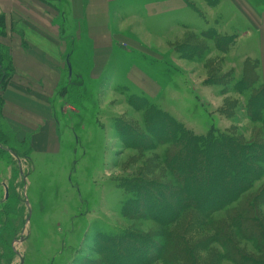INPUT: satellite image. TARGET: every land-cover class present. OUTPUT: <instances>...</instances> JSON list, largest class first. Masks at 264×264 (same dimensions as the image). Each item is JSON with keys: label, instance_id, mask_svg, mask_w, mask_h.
Instances as JSON below:
<instances>
[{"label": "rangeland", "instance_id": "1", "mask_svg": "<svg viewBox=\"0 0 264 264\" xmlns=\"http://www.w3.org/2000/svg\"><path fill=\"white\" fill-rule=\"evenodd\" d=\"M247 2L264 12V0ZM243 9L230 4L227 16L202 12V20L172 21L166 30L156 22L153 37L133 32L123 45L152 55L133 50L129 64L153 75L158 84L152 91L124 84L117 70L93 78L85 54L52 101L54 152L32 153L30 161L29 144L15 148L13 134L0 128V160L8 161L3 182L10 183L7 194L0 181V264H142L138 257L149 242L159 249H149L144 264H165L157 256L162 248L185 249L190 264H264V169L252 188L227 203L224 188L205 186L207 171L178 174L168 167L174 128L132 98H147L197 136L220 131L244 146L247 157L263 159L256 152L264 150V120L254 119L252 88L241 82L246 64L256 62L257 70L250 67L257 75L252 86L264 83V15L257 16L256 27ZM212 30L232 36L227 52ZM4 47L0 42L3 60ZM8 149L17 152L20 164H10ZM196 182L202 187L196 189ZM145 193L150 209L134 201ZM194 195L206 196L199 207ZM104 233H127V240L99 242Z\"/></svg>", "mask_w": 264, "mask_h": 264}, {"label": "crops", "instance_id": "2", "mask_svg": "<svg viewBox=\"0 0 264 264\" xmlns=\"http://www.w3.org/2000/svg\"><path fill=\"white\" fill-rule=\"evenodd\" d=\"M247 1L0 0V16L5 20L0 42L8 48L12 65L11 75L0 87V128L13 134L15 148L29 144L30 161L32 153L54 152L58 140L52 101L64 82L73 79L75 63H81L85 54L93 78H101L108 69L114 76L117 70L115 77H123L124 84L152 91L158 84L153 75L137 63L129 64L133 50L152 55L136 45H123L134 36L133 32L138 35L144 31L153 37L156 22L166 30L172 21L180 24L184 20L200 21L205 15L225 16L230 4L238 10L244 6L245 16L256 20L255 26L260 27L257 16L264 12L258 14ZM135 22L140 26L131 30ZM122 71H126L125 76ZM6 152L14 157L10 164H20L16 151ZM6 162L5 158L0 160V181L7 192L10 183L3 182Z\"/></svg>", "mask_w": 264, "mask_h": 264}, {"label": "trees", "instance_id": "3", "mask_svg": "<svg viewBox=\"0 0 264 264\" xmlns=\"http://www.w3.org/2000/svg\"><path fill=\"white\" fill-rule=\"evenodd\" d=\"M4 28H5V20L4 16H0V37L4 34ZM219 35V34H218ZM212 30V36H214L215 39L221 40L223 49L225 52L228 51V45H231L233 43L232 36H224L219 35ZM6 57L5 60L2 59V55L0 53V87L5 84L6 80L9 78L12 72V65H11V59H10V52L8 48L4 47ZM4 61L7 62V64H4ZM255 64H246L247 70L245 74V78L242 80V86L243 87H251L253 94L251 96L252 99L251 103L249 105H255L252 109V113L254 114V119L257 120H264V83H259V86H252L254 83L256 84L257 75L251 74V68H254L253 70H257ZM8 68V71H5L6 67ZM250 69V70H249ZM258 82V80H257ZM135 101L140 102L142 105L147 107L149 109V114H151L152 118H157L158 120H163L164 123L172 126L174 128L173 134L175 139L172 137L170 138V143L172 144V155H167V163L168 167H170L171 170L176 171L178 174H188L189 172H192L191 169L200 170L202 172H206L205 174L202 173L204 176L202 177L206 183V187L208 186H220L224 188L223 193L221 196H223L227 203L230 201L236 199L239 197L244 191L250 189L254 185V181L258 179L261 176L260 172H263V165L261 164L260 160L257 156H246V152L244 151V146L240 145L239 143L234 140V138L229 137L225 134H223L220 131H217L215 129L211 130L206 136H197L192 131L187 130L185 126H183L180 122H178L174 117L169 115L168 113L158 110L157 107H155L147 98L145 97H138L133 95ZM260 101V104H257L256 101ZM254 101V102H253ZM157 108V109H156ZM186 151V154L185 152ZM170 153V154H171ZM183 153V154H182ZM256 153L264 154L263 151H257ZM182 155V158L180 157V161L178 160L177 164L175 166L172 165V161L175 159H178L179 156ZM198 162L195 163L194 161ZM170 160V161H169ZM171 162V163H170ZM233 163V165H231ZM189 166V167H187ZM236 166H242L243 168L247 169V173L240 172L238 167ZM188 168H191L190 170ZM212 168H215L214 172ZM230 171V172H229ZM209 173V174H208ZM190 174V173H189ZM207 174V175H206ZM212 174L213 178H210L209 175ZM228 177V178H227ZM227 178V179H226ZM230 180V181H229ZM182 181L185 183L186 180L182 178ZM228 182V183H227ZM185 184H188L186 182ZM196 189L199 187H202L201 184H198L196 182ZM127 191L130 193L133 192L131 190V186L127 187ZM197 191V190H196ZM147 193L141 195V197L137 200L139 204H148V207L153 204H150L148 201H146V198L148 195ZM264 194V191H263ZM222 197V198H223ZM206 196L203 195V199L197 196H192L193 203L198 206V203L201 201H204ZM126 206V204H125ZM149 207V209H150ZM105 234V233H104ZM101 235V233H99ZM97 240L103 241L105 244H109L114 240V243H120L118 245H121L123 240H127V233L123 234H105L102 236V238L99 236ZM173 239H168L166 246L170 245L171 241ZM140 247V246H139ZM118 247V251H119ZM159 249V245L153 244L149 242V244H146L145 248L142 250L144 252L143 254L139 255L138 261L144 264L145 256L147 255L149 249ZM174 248V247H173ZM163 251V252H162ZM165 248L160 251L159 255L157 253V256L164 257L165 264H190L185 255V249L171 252H165ZM120 252V251H119ZM162 252V253H161ZM147 258V256H146Z\"/></svg>", "mask_w": 264, "mask_h": 264}, {"label": "water", "instance_id": "4", "mask_svg": "<svg viewBox=\"0 0 264 264\" xmlns=\"http://www.w3.org/2000/svg\"><path fill=\"white\" fill-rule=\"evenodd\" d=\"M69 70H70V73L72 72V68H71V65H70V63H69ZM7 194H8V190H7Z\"/></svg>", "mask_w": 264, "mask_h": 264}]
</instances>
